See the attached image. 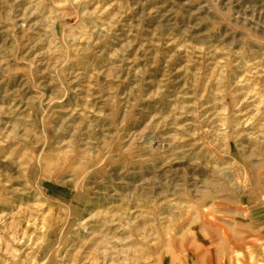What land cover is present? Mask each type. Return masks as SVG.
I'll return each instance as SVG.
<instances>
[{
    "label": "rangeland",
    "instance_id": "rangeland-1",
    "mask_svg": "<svg viewBox=\"0 0 264 264\" xmlns=\"http://www.w3.org/2000/svg\"><path fill=\"white\" fill-rule=\"evenodd\" d=\"M0 264H264V0H0Z\"/></svg>",
    "mask_w": 264,
    "mask_h": 264
},
{
    "label": "crops",
    "instance_id": "crops-1",
    "mask_svg": "<svg viewBox=\"0 0 264 264\" xmlns=\"http://www.w3.org/2000/svg\"><path fill=\"white\" fill-rule=\"evenodd\" d=\"M225 240H228L229 241V237L226 236ZM224 243H227V242L224 241L223 244H221L220 245V248H219V250H220L219 252H220L221 255H224L227 252V249L224 246ZM204 255H205V258H204L205 260H207V259L210 260L209 257L207 256L208 255V252H206V250H205V254Z\"/></svg>",
    "mask_w": 264,
    "mask_h": 264
}]
</instances>
